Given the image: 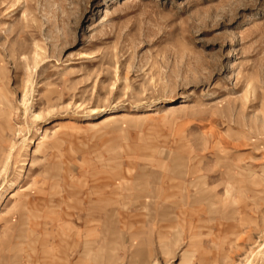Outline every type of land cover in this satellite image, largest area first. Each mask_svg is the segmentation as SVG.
I'll return each instance as SVG.
<instances>
[{
    "label": "rangeland",
    "instance_id": "374dc122",
    "mask_svg": "<svg viewBox=\"0 0 264 264\" xmlns=\"http://www.w3.org/2000/svg\"><path fill=\"white\" fill-rule=\"evenodd\" d=\"M0 264H264V0H0Z\"/></svg>",
    "mask_w": 264,
    "mask_h": 264
},
{
    "label": "bare ground",
    "instance_id": "6f19581e",
    "mask_svg": "<svg viewBox=\"0 0 264 264\" xmlns=\"http://www.w3.org/2000/svg\"><path fill=\"white\" fill-rule=\"evenodd\" d=\"M25 103V102H24ZM183 106H176V105H171V106H169V108H168V112H173V111H176L177 109H179V108H182ZM139 118V120L140 119H143V118H145V117H147V116H138ZM134 118V116H131V115H128V114H113V115H109V116H107L106 118H104L103 120H101L99 123H97L98 125H107V124H110V123H117V122H119V121H122V120H124V121H130V120H132ZM86 127H95V125H91V124H89V125H87Z\"/></svg>",
    "mask_w": 264,
    "mask_h": 264
},
{
    "label": "crops",
    "instance_id": "0c3cea01",
    "mask_svg": "<svg viewBox=\"0 0 264 264\" xmlns=\"http://www.w3.org/2000/svg\"><path fill=\"white\" fill-rule=\"evenodd\" d=\"M79 238V237H78ZM74 247H77L76 245H73ZM85 246V245H83ZM83 254H86V247L83 248Z\"/></svg>",
    "mask_w": 264,
    "mask_h": 264
}]
</instances>
